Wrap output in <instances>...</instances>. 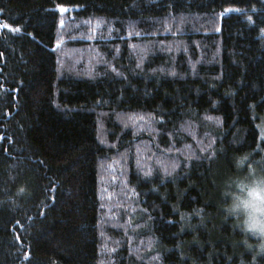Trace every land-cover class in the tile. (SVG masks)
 <instances>
[{"label":"trees","instance_id":"obj_1","mask_svg":"<svg viewBox=\"0 0 264 264\" xmlns=\"http://www.w3.org/2000/svg\"><path fill=\"white\" fill-rule=\"evenodd\" d=\"M260 174L264 0H0V264H264Z\"/></svg>","mask_w":264,"mask_h":264},{"label":"clouds","instance_id":"obj_2","mask_svg":"<svg viewBox=\"0 0 264 264\" xmlns=\"http://www.w3.org/2000/svg\"><path fill=\"white\" fill-rule=\"evenodd\" d=\"M222 195L227 198L225 215L236 219L242 232L257 239V253L264 254V174L240 177L226 184Z\"/></svg>","mask_w":264,"mask_h":264},{"label":"snow or ice","instance_id":"obj_3","mask_svg":"<svg viewBox=\"0 0 264 264\" xmlns=\"http://www.w3.org/2000/svg\"><path fill=\"white\" fill-rule=\"evenodd\" d=\"M57 7H59V10L61 11V12H65L67 9L65 8V7H63L62 5H57ZM60 23L61 24H63V21H60ZM16 30H19V29H16ZM137 35H139V33H137ZM59 43V42H58ZM194 67V66H193ZM153 71H155V69H153ZM161 71H163V69H161ZM138 119H141V120H143L145 117H143V116H139V117H137ZM156 258H158V257H156Z\"/></svg>","mask_w":264,"mask_h":264}]
</instances>
